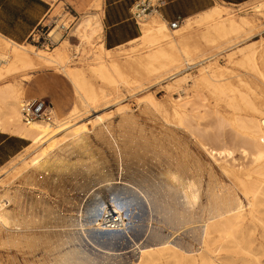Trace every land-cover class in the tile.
<instances>
[{
    "label": "bare ground",
    "instance_id": "6f19581e",
    "mask_svg": "<svg viewBox=\"0 0 264 264\" xmlns=\"http://www.w3.org/2000/svg\"><path fill=\"white\" fill-rule=\"evenodd\" d=\"M253 9L264 18V2L253 4ZM226 10L225 7L216 6L201 14V19L196 23L188 19L177 30H171L168 23L158 16H146L140 22L142 35L129 45L140 44L148 51L144 55L127 57L123 63L120 59L122 55H113L115 50L105 47L99 10L86 13L72 30L73 36L80 42L77 48L87 53L86 67L83 63L71 65L73 61L68 52L72 45L67 39L61 41L63 35L57 28L50 35L56 43L60 42L54 50L18 44L0 34V133L30 142L25 151L31 157L20 160L21 164L12 169L13 172L17 171L14 179L22 180L38 192L57 189L56 186L63 183L65 177L72 176L75 177V185L90 195L93 204V207L82 209L80 205H74V198L63 195L60 207L57 208L56 204L54 207L46 198L32 197L23 193V190L0 191V237L6 236V244L32 250L33 253L43 250L47 258L32 261L31 264H220L222 259L215 254L223 252L226 243L251 253L250 245L244 242L243 235L245 228L254 225L256 221H262L257 213L264 206V107L251 103L243 91V96L238 95L240 90L238 92L231 81L238 79L244 86H248V83L229 68L214 62L217 54H202L203 59L197 62L200 57L194 55L189 46L191 37L186 36L194 24H207L210 26H206L207 32L203 36L207 43L216 45L220 40H226L227 44H233L235 38L253 24L245 17L236 20L231 15L216 21L224 18ZM254 47L249 44L233 51L228 55L230 63L250 65L259 74ZM138 49L132 47L131 51L135 53ZM78 51L82 54V50ZM237 56L239 58L236 61ZM199 67V75L187 73ZM46 70H55L64 76L72 85L78 101L63 117L54 110L53 124H26L22 115L26 84L33 73ZM141 72L156 77L159 84L168 81L167 90L177 91L180 98L170 101L174 123L165 115L160 116L161 132L157 135L152 133L151 139L141 136L138 139L140 142H136L137 138L127 131L132 130L136 123L128 107L121 110L123 120L117 128L120 136H116L118 131L114 132L115 124L112 127L109 121L105 123L108 119L104 116L96 120L102 138L99 137L116 156L117 170L122 174L125 172L120 180L117 178L119 175L116 176L106 166L103 153L96 151L90 142L87 126L78 124V121L85 113L88 115L92 109H97L101 101L110 98L112 94L108 95V90L118 94L122 87L138 84L131 76ZM226 76L230 78L224 80ZM190 83L196 91L204 87L210 89L221 101L227 99L225 101L229 109L238 112L247 108L251 114L245 118L238 115L234 119H227L218 111L210 114L208 105L204 103L201 106V103L198 106L191 99L187 88ZM140 100L141 106L151 115L164 113L160 101L152 94ZM229 128L236 134L233 144L225 138V131ZM186 139L195 140L198 147L217 163H220L219 160L233 159L238 151L244 159L250 161L252 169H241L240 165V168H236L228 162L220 163L219 169L223 174L233 179L228 185L218 178L211 165L206 168L205 163L193 159ZM150 148L154 154H151L152 157L160 160H148L147 152ZM205 171L208 182L204 190ZM78 178L84 183L79 182ZM120 185L123 187L120 188ZM112 191L113 197L109 196V200L103 198ZM121 191L133 195L124 201ZM161 191L163 193L160 195ZM203 196L207 199L205 204L201 203ZM145 203L150 209V222L157 221L154 216L156 214L160 219L158 224L166 229L181 231L186 228L192 233L194 242L200 245V252L196 253L187 243L171 241V236H165L161 226L158 229L151 224L146 228V233L142 232L144 235L138 234L141 237L131 236L130 224L136 223L138 227L135 219L140 216L139 213H144ZM65 206H70V209H64ZM198 208L201 209V216L196 214ZM127 209L134 210L130 215L127 214L128 218L125 217ZM63 211L69 212V215ZM112 213L115 216L109 221ZM198 223L202 226L195 228ZM126 244L130 250L124 253L122 251L126 248L119 246ZM130 253L137 255L136 262L125 258Z\"/></svg>",
    "mask_w": 264,
    "mask_h": 264
},
{
    "label": "rangeland",
    "instance_id": "374dc122",
    "mask_svg": "<svg viewBox=\"0 0 264 264\" xmlns=\"http://www.w3.org/2000/svg\"><path fill=\"white\" fill-rule=\"evenodd\" d=\"M43 1L46 2L47 4H49L50 12L44 18L43 22L41 23V26L33 31L32 35L30 36V38L28 40H26L25 42H23L21 44L31 45V46H34L38 49H42V50H54L56 47H58L60 42L56 43L54 38L51 37L50 35H51V32L55 28H57L58 30H60L59 32H61L63 35L61 41H63L64 39H67L72 45L69 47V52H68L69 56L72 57L71 60L73 61L71 65H77L79 63H83L84 64L83 66L86 67L88 64V62L86 61V58H87L86 54L87 53L84 49L77 48L80 45V42H79L78 38L73 36L72 30L74 29V27L76 26L78 21L81 19L82 15H84L86 13H94L96 10H100V6L98 4H101V9H102V13H103L104 0H43ZM233 1L240 2L243 0H233ZM247 1H249V3L244 4L243 6H240V7L225 4L223 2V0H218V3L216 5V6L225 7L227 9L226 13H224V15H223L224 18L217 19L216 21H222L223 19L229 18L231 15L236 20H240V18L245 17L247 20H249L253 24L251 27H247L239 36H237V38H235V40H234L235 42L233 44H227L226 40H220L219 42H217L216 45L207 43L203 39L204 34L207 32V27L210 26L207 24L206 25L205 24H201V25L194 24L193 29H191L189 31V33L186 34V36L189 35L191 37V40L189 42V46L191 47L194 55L196 57H198V56L200 57L197 60V62L203 59V58H201L202 54H207V56L217 54V56L214 59V62H217L218 65H220V66H223L225 68H229L233 73H235V75H240L241 79L244 80V82L246 81L245 83H248V86H244L238 79H234L233 81H231L233 83V85L235 84L234 86H235L236 90L238 92L240 90V92H239L240 94L238 93V95L241 96L242 95L241 92L243 91V95H245L246 98L249 97L248 99H249V101L251 100V103L253 102L257 106H263L264 107V80H263L264 79V18H263V16H261V14L257 13L253 9V4L256 5V3L258 4V2L260 3L261 1L264 2V0H247ZM32 15L36 16L35 11H32ZM200 19H201V16L194 17V18H192V22L196 23ZM63 26H66L67 29L66 28L63 29ZM26 27L27 26H23L22 24H20L15 29H13V32L15 34L24 33L27 30ZM138 27L141 28L140 23L138 24ZM168 27H169V24H168ZM140 28H139V35L141 36L142 31ZM234 37L235 36H233L232 38H234ZM13 41H15V40H13ZM17 43H19V42H17ZM249 44H252V47L255 46L254 48L256 49V64L259 67V71H260L259 74L255 73L252 70L253 67L250 65L244 64V66H239L238 64L236 65V63L235 64L230 63L228 55L233 53V51L234 52L237 51V49H239L241 47H246ZM136 45H138V46H136ZM132 47H135L137 49L139 48V49L137 50V52L133 53L131 51ZM124 49H127V50H124ZM78 50H82V54H80ZM147 51L148 50L143 49L140 46V44H134V45L126 44L125 46H122V48L115 50L113 52V55H122L123 57H121L120 59H122V63H123L126 61L125 58L132 57V56H138V55H144ZM238 58H239V56H237L235 58V60L237 61ZM241 67H243V68H241ZM199 69H201V67L195 68L193 70H189L187 73H191L193 76H197V75H199ZM262 72H263V75L261 74ZM141 73L132 74V76H131L133 80L135 79L134 81L139 82L138 84H134V86L133 85L130 86L131 88L130 87H127V88L122 87L120 89L121 91L118 94H116L112 90H108V92H107L108 95L112 94L110 96V98L108 97L105 101H101L100 104L98 105L99 106L97 108L98 110L92 109L88 113V115H86L87 113L84 112L85 116L83 115L80 118L81 120L78 121V124L87 126V129L90 131V142L92 143V145L94 146L96 151H100L101 153H103L102 157L105 156L106 160L108 159L107 161L105 160V162L107 163L106 166L109 167L111 170H113L114 173L116 174V176L119 175L117 178L120 180H121L122 175H125V172H124V174H122L121 172H119L117 170L118 166H117L116 156L113 153V151L110 150L111 148H109V146L106 145L103 142V140H101V138H102L100 135L101 133L99 134L100 128L98 127L96 120H98L99 117L104 116L103 118L108 119L105 123H107L108 121L111 124L114 123L115 126H114V124L112 125V127L114 126L113 127L114 132L116 133L118 131L116 133V136L117 135L120 136V130H118V129H119V126L121 125L120 122L122 123V120H123V115L121 113V110L123 108H125V109L129 108L128 111H130V113H132L134 115V117H135L134 120L136 123L133 126L132 130L127 129L128 133L130 134V132H131V134L135 136L134 138L135 139L137 138L136 142L138 141V139H140L141 136H143V138L151 139L153 134L156 133L155 135H157V134H159V131L161 130L162 125L159 126V124H162V122L159 119H161V117L163 115H165L168 120L170 118L169 121L174 123L175 120H174V117L172 115L171 102L170 101L172 99H179L180 98V94L177 91L176 92L175 91L169 92L167 90L166 86L169 83L168 81L167 82L166 81L161 82L159 84V80H157L156 77H150L145 72H143L142 74ZM25 74L28 75V73H24L23 75H25ZM133 77H135V78H133ZM146 78H147V80H146ZM226 78L228 79V78H230V76H226L224 78V80H226ZM18 80L20 81V79H18ZM140 82H142V83L140 84ZM191 85H192V83H190V86L187 87L189 95L191 96V99L198 106L201 103H202L201 106L204 103L206 106L208 105L207 107L210 111V114H213V113L215 114L216 111H218L221 116H223L227 119H234L238 115L243 116L245 118L251 114V112L247 108L243 109L241 111H238V112H236L233 109H229V107L227 106V102L225 101L227 99H223L221 101L217 95H215L213 92H211L210 89L203 87V88L197 89V91H196L195 89H193V87ZM132 87H134V88H132ZM126 89H127V91H126ZM140 91H142V92H140ZM43 93H47V94H43ZM37 94H40V95L42 94V96L40 98L51 103L52 106L54 107L55 111L57 112V114L60 117H63L67 113H69L71 111V109L73 108V106L78 101L77 95H76L72 85L69 83V81L64 76L60 75L55 70H46V71L33 73L32 78L26 84V99L29 100V99H33L34 97L36 98ZM148 94H152L156 99H158L160 101V103L163 107V112H164L163 114L160 113L161 115L160 114L157 115V113L156 114L152 113L153 115H151L149 113V111H147L144 108V106H141L142 104H140V102H141L140 99H142L145 95H148ZM198 96H200V97H198ZM101 103H102V105H101ZM239 106L242 107V103H240ZM126 107H128V108H126ZM141 110H143V111H141ZM166 113L168 115H166ZM148 115H150V116H148ZM105 116H107V117H105ZM136 116L139 119H137ZM157 116H159L158 119H157ZM109 117H111V118H109ZM243 117H241V118H243ZM150 120H152L154 122V124H152L153 122ZM117 123H119V124H117ZM93 128H95V129L93 130ZM136 129H137V131H136ZM142 130H144V132ZM95 134H96V136H95ZM145 135H147L148 137ZM235 135H236L235 132L230 128H229V130L227 129L225 131V138L231 144H233V142L235 141L234 140ZM9 136H12V135H9ZM12 138H14L13 139L14 141L12 144H10V147H9L10 153L16 152L20 147H22V145H24L25 148H23L22 151L17 156L12 158L10 160L9 164H7L4 168L0 169L1 170L0 171V177H1V179H0V189L1 190L0 191L1 192L3 190H8V189H10L12 191L14 189H15L14 191H17V190L22 191L23 190L22 191L23 193H26L32 197L42 196V198H46L54 207L57 206V208L60 207V202L63 198L62 196L64 195L65 197H68L70 199H73V198L78 199L77 201L73 199L74 205H77V206L80 205L82 207V209L88 208V207H93V204H91L92 199H91L90 195L87 194L86 192H83V190L80 191V189H78V187L75 185V183H76L75 179H74L75 177H73V178H72V176L65 177L63 183L61 182L56 186L57 189H54L52 191H49L48 189L44 190V191L38 190V192L35 190H32L29 186L25 185L22 180H15L14 178L17 176L16 175L17 171L13 172L12 169L18 167L21 164L20 160L28 159L31 156H29L28 151L27 152L25 151V149L30 146V142L25 141L26 143L22 144L20 141L21 139L14 137V136H12ZM138 142H140V140ZM186 142L189 146L190 151H192L191 153H192L193 159L200 160L202 162V164L205 163L206 168H208V166L211 165V168L214 170V173L217 174L218 178L220 180L222 179L221 181H223L226 184L229 183L228 185H230L232 183L233 179L232 178L230 179L223 174L222 170H220L221 169L220 163L223 162L222 164H225V162H228L230 165H232L233 167H236V168L241 167V169H243L245 167V168H247V170L252 169L250 167L251 166L250 161L244 159L238 151L235 153L233 159L219 160L220 163H217V162H215V160L213 161L211 159V157L204 150H202L201 148L198 147L195 140L186 139ZM165 144L168 145V142L166 141ZM102 146H104V147H102ZM151 149L152 148H150V150H148V152H147L149 154L148 160H160V159H154L152 157V155H154V154H153ZM6 157H8V152L1 155L2 160L6 159ZM13 162H14V164H13ZM208 162H209V164H208ZM153 163L156 164L155 162H153ZM239 165H240V167H239ZM205 172L203 174L204 190L207 189V182H208V175H207V172L206 173ZM219 173H220V175H219ZM78 181L84 183V181L80 178H78ZM60 185H62V186H60ZM20 186L22 187V189L20 188ZM119 187L121 188L123 186L120 185ZM27 188H28V190H27ZM112 193H114V192L112 191L108 194L106 193L103 196V198L106 200H109L108 197L112 196ZM121 193H123L122 197L124 198V201L126 200V198L132 197L131 195H133L132 193H130V194L127 193V191H125V192L121 191ZM124 193H126V194H124ZM161 193H163V192L162 191L159 192L160 195H161ZM39 194H41V195H39ZM204 194H205V192H204ZM239 194H240L242 200L245 202V204H247L243 194L241 193V191H239ZM81 199H82V201H81ZM83 199H85V200H83ZM206 200H207L206 197L203 196L201 203L205 204L207 202ZM57 202H58V204H57ZM176 203H177V201H176ZM55 204H56V206H55ZM68 207L70 209V206H65L64 209H68ZM126 211L127 212L129 211L128 213L126 212V214H125V217L128 218V215H130V213L133 212L134 210L127 209ZM200 211H201L200 208H198L196 210V214H198L197 216L202 215V212H200ZM149 212H150L149 206H147V203H145L144 204V213L143 214L139 213L140 216L136 215L137 218L135 220H136V222H138L137 223L138 227L136 226V223L130 224L129 234L131 236L136 237V238L141 237V235H144L142 232L146 233L147 229L149 228V225L151 226V224L154 226V228H158L161 226L162 232L164 230V232H163L164 235L166 234L165 236H168V237L171 236L170 237L171 241L174 242V240H175V242H183L185 244L187 243V245L192 246V249L196 253L200 252V249H201L200 245L198 244L197 241L194 242V240L192 238V233H189V231L186 230V228H185V230L182 229L181 231L180 230L174 231V230H171V228L166 229L165 226L158 224L160 219L156 214L154 216L157 219V221H151L150 222V220H149V217H150L149 214L150 213ZM63 213L66 215H69V212H67V211H63ZM257 215L259 218L262 219V221H260V222L256 221L254 225H251V226H248L247 228H245V230H244L245 234L243 235L244 242H246L250 245L249 248L252 250L251 253L236 249L233 244L226 243L225 246L227 248L225 247L222 250L223 252L220 251V252H217L215 254L216 256L218 255V257H220L222 259L221 263L219 262L220 264H224V263L225 264H264V234H263L264 233V206L261 208V211L259 213H257ZM128 223H129V221H128ZM198 224H196L197 226L195 225L194 227L199 228L202 226L201 223H198ZM176 232H177V234H176ZM138 234H141V235H138ZM174 234H176V235H174ZM5 241H6V236L4 237L2 235L0 237V242H1L0 245L3 244L4 246L3 245H2L3 247L0 246V263L1 264H31L33 262L43 260L42 258H47V256H45V253L43 250H40V251L38 250V251L33 253L32 250L29 251L28 249H22V248H18V247H17L18 248L17 249L16 247H13V246L6 244ZM4 242H5V244H4ZM219 243L221 244V242H219ZM223 244H224V242H223ZM242 245H243V247H245V243H243ZM119 247L126 248L125 250L122 251L124 253L129 252V250H130V248L127 244L123 247L122 246H119ZM231 247H232V249H231ZM32 253H33V255H32ZM133 257H134V259H133ZM125 258L130 259V262H136L137 255L134 256V254L130 253V254H126ZM239 258H241V259H239ZM244 258L246 260H244ZM247 260H249V261H247Z\"/></svg>",
    "mask_w": 264,
    "mask_h": 264
},
{
    "label": "crops",
    "instance_id": "0c3cea01",
    "mask_svg": "<svg viewBox=\"0 0 264 264\" xmlns=\"http://www.w3.org/2000/svg\"><path fill=\"white\" fill-rule=\"evenodd\" d=\"M39 1H41L43 4L26 5L23 0H14L10 6V10L15 12L16 16V21L14 23L9 21L12 18V16L8 13L10 12L9 9L6 11L0 7V34L11 40H15L16 43L19 42L18 44L25 42L27 40L26 38L30 37L33 31L41 26L44 18L50 12L49 4L43 0ZM141 1L145 0H104L103 13L101 4H98L100 6L99 13L103 22L104 44L106 49L113 51L118 48H122V46L130 44L131 42L140 38L139 27L135 22L132 13L134 7ZM147 1H150L151 5L156 6V12H153L152 16H158L168 24L170 22L176 21L179 18L185 22L188 19L201 16V14H205L209 10L215 8L218 3V0ZM223 2L225 4L237 7L249 3L247 0L240 2H235L233 0H223ZM32 11H35L36 16L32 15ZM20 24L27 26V30L24 33L15 34L13 29H15ZM41 96L42 94H37L36 98L34 97L33 99L29 100L41 99ZM55 113L57 114L56 111ZM13 139L14 138L8 134L0 133V169L9 164L10 160L17 156L22 151V149L25 148L24 145H22V147H20L16 152L10 153L9 147L10 144L13 143ZM20 141L22 144L28 142H25V140L22 139ZM6 152H8V157L2 160L1 155Z\"/></svg>",
    "mask_w": 264,
    "mask_h": 264
},
{
    "label": "built area",
    "instance_id": "2783aa9c",
    "mask_svg": "<svg viewBox=\"0 0 264 264\" xmlns=\"http://www.w3.org/2000/svg\"><path fill=\"white\" fill-rule=\"evenodd\" d=\"M153 12H156V6L151 5L150 1L145 0L139 2L134 7L132 15L135 22L139 24L146 16L152 14ZM183 23L184 20L179 18L176 21L169 23V27L171 30H177L182 26ZM54 110L55 109L52 104L43 99L26 100L23 103L22 115L26 124H31L33 122H45L48 124H53L55 120ZM114 216L115 215L112 213V215L109 217V221H111V218ZM107 225L110 226V223Z\"/></svg>",
    "mask_w": 264,
    "mask_h": 264
},
{
    "label": "trees",
    "instance_id": "16d2710c",
    "mask_svg": "<svg viewBox=\"0 0 264 264\" xmlns=\"http://www.w3.org/2000/svg\"><path fill=\"white\" fill-rule=\"evenodd\" d=\"M14 0H0V7H2L4 10H8L10 12H8L12 18L9 20L10 22L12 21L13 23L16 21V16H15V12H12L10 10V6L12 5V2ZM23 2L26 4V5H30V4H43L41 1L39 0H23ZM30 37L26 38L27 40L29 39ZM25 39V40H26Z\"/></svg>",
    "mask_w": 264,
    "mask_h": 264
}]
</instances>
